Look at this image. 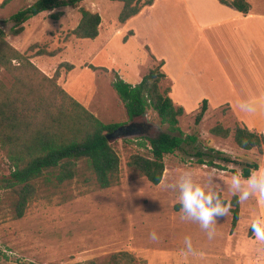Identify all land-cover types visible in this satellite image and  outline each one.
<instances>
[{"label":"rangeland","instance_id":"rangeland-1","mask_svg":"<svg viewBox=\"0 0 264 264\" xmlns=\"http://www.w3.org/2000/svg\"><path fill=\"white\" fill-rule=\"evenodd\" d=\"M35 1L11 0L0 7V28L7 33L6 41L47 76L58 72V84L104 124L134 122L128 120L111 86L115 76L134 86L160 60L165 61L166 74L181 76L183 66L193 73L200 72L208 87L205 90L213 91L220 102L232 103L240 113V105L218 58L241 98L251 96L247 91L252 83L248 76L251 64L230 52L241 40L238 22L226 21L200 29L235 15L234 10L216 0H186L194 17L183 0H157L153 26L147 29L142 25L135 37L120 27L118 18L123 3L112 0H85L78 7L43 13L24 23L21 32L13 35L10 32L13 25L8 22L10 16ZM136 1L139 5L144 2ZM246 1L252 16L248 32H254L256 42L264 46V0ZM81 9L97 13L101 18L99 36L94 40L78 39L73 34ZM59 12L57 18L52 17ZM255 53L260 57H256L259 63L252 66L264 81L263 51L256 49ZM65 64L72 69H67ZM0 80L6 85L12 81L1 67ZM170 83L167 79L161 85L166 87ZM177 89L182 93L179 85ZM184 103L177 105L184 108L179 128L183 138L191 136L195 141L183 144L179 151L165 157L163 178L156 186L127 167L130 155L137 148L125 143L126 140L153 138L167 131L148 110L135 121L152 126L146 134L111 141L120 159L117 186L99 189L86 164L79 162L77 176L71 181L58 184L49 176L50 182L46 178L37 181V196L21 219L13 218L8 196L1 193L0 264H77L119 252L132 254L141 264H264V242L254 238L249 226L254 216H264V201L257 197L243 201L239 192L233 194L230 181L233 175L241 174L240 166L229 164L223 171L200 163V160L214 161L220 165L218 158L227 157L240 163H257L259 170L264 171V145L260 150L237 146L232 133L243 125L227 105L217 108L215 103L196 124L201 104ZM217 125L230 129L231 135L227 138L214 135L211 130ZM187 173L206 192L210 189L201 179L211 173L216 180L215 190L226 205L237 197L239 216L233 230L231 206L227 215L216 217V223L206 228L195 217L180 211L179 183ZM8 174L9 166L0 151V176ZM152 233L156 238H152ZM185 237H190V245Z\"/></svg>","mask_w":264,"mask_h":264},{"label":"trees","instance_id":"trees-1","mask_svg":"<svg viewBox=\"0 0 264 264\" xmlns=\"http://www.w3.org/2000/svg\"><path fill=\"white\" fill-rule=\"evenodd\" d=\"M10 1L4 0L0 7ZM84 1L36 0L10 16L8 22L13 25L10 32L17 35L22 30L21 26L32 18L61 8L78 7ZM112 1L123 3L118 18L120 24L154 3V0H144L141 5L136 0ZM217 1L243 15L250 12L246 0ZM60 13L52 14V17L57 18ZM80 14L73 34L82 40L96 39L101 24L100 16L84 9L80 10ZM6 37L7 33L0 28V67L12 80L9 85L0 80V151L9 166V174L0 176V194H7L13 218L21 219L25 215L28 205L37 196V181L46 178L50 182L49 177L58 184L71 181L77 176L79 162L86 164L99 189L117 186L120 181V159L106 135L123 124H104L98 120L58 84V72L52 77L44 74L30 58L8 43ZM65 66L72 69L71 65ZM163 66L164 62L158 61L134 86L124 82L118 75L111 82L129 121L135 122L151 110L167 128V131L153 138L137 137L125 141L137 148V152L130 155L127 167L154 186L162 181L165 157L179 151L183 144L195 141L191 136L182 137L179 118L184 114V109L175 105L169 97L171 83L166 87L161 85L162 81L167 80L162 71ZM206 111L207 102L204 100L196 115V124ZM211 132L222 138L231 135V130L221 125L215 126ZM232 135L237 146L244 150H260L264 145L263 134L252 132L244 126H237ZM218 161L220 165L214 161L200 160V163L223 171L228 169L229 164L240 166L244 178L260 168L257 163H240L227 157H220ZM232 172L236 173L234 170ZM220 200L226 205V201ZM230 206L233 230L239 216L237 197L230 201ZM77 264L141 263L132 254L119 252Z\"/></svg>","mask_w":264,"mask_h":264},{"label":"crops","instance_id":"crops-1","mask_svg":"<svg viewBox=\"0 0 264 264\" xmlns=\"http://www.w3.org/2000/svg\"><path fill=\"white\" fill-rule=\"evenodd\" d=\"M156 1L157 0H154V3L151 6L144 7L137 15L128 19L125 23L120 24V27H122V30H127L131 34L130 35L131 37H135L139 34L140 30L143 29L142 25L147 27V29L149 28L151 29V27L154 24L153 21L155 20L154 15H153L154 13L153 10H154ZM183 2L187 10L189 11V13L192 15V11L189 7L188 2L186 0H183ZM220 5L228 9L234 10L235 15H233V17L227 20L222 19L220 21L212 22L211 24L210 23L205 24L203 26H200V29H204L206 27L207 28L215 27L213 25H217L220 23L223 24L226 21L238 22L237 30L238 31L241 30V32H239V37L241 40L238 44H236L230 50V52H233L236 56H239V57L241 56V59L243 61L245 60L248 64L249 63L251 64V69L249 70L248 76L251 77L250 79L252 83H251V86L250 87L248 86L247 88V91L248 93H251V96L247 99L241 98L238 89H236L235 85L231 82L226 71L222 69L223 67L220 63V60L216 58L217 62L219 63L221 67L222 73L227 78L229 85L233 89L234 95H236L238 104L240 105V113H238V111L234 109L232 103L228 101L220 102L213 91L205 90V88H207L208 90V87H206V83L203 82L202 80L203 75L201 77L200 72L199 74L195 72L193 73V71L187 68V66H183V68L181 69V73H182L181 76L177 74H170L169 72L166 74L164 72L165 61L162 60L164 62L162 71L165 73L167 79L171 81V89H170L169 97L172 99L175 105L185 104L184 102H187V101L190 103L193 102L196 105H199L202 103V101L205 100L207 102L206 113L212 110V105H214L215 103H217L216 104L217 108L223 105H227L229 107L230 112L235 115L237 120L240 121L244 127H246L250 131L264 135V81H263V77L261 76V74L256 73L255 67L252 66V64L255 66V64L259 63L256 57L257 58H260V57L258 55L256 56V53H255L256 49H258V51L259 50L263 51L262 63L264 64V46H260L259 43L256 42L254 32H248L250 28L249 24L252 19L251 11L247 15H243L231 7H228L222 4ZM237 38H238V34H237ZM205 41H206V44L210 47V49L213 51L210 41L207 38ZM226 53L228 54V52ZM234 54H231V55H234ZM260 78H262V80ZM209 84L212 87V83H209ZM178 85H179V88L182 89V93L178 92V89H177ZM175 102H178V103H175Z\"/></svg>","mask_w":264,"mask_h":264},{"label":"clouds","instance_id":"clouds-1","mask_svg":"<svg viewBox=\"0 0 264 264\" xmlns=\"http://www.w3.org/2000/svg\"><path fill=\"white\" fill-rule=\"evenodd\" d=\"M210 190L205 191L199 184L194 183L192 174L187 173L179 183L178 202L182 205L180 211L190 217H195L203 227L216 223V217L225 216L229 212L230 205L221 203L220 197L215 190V177L208 173L201 179ZM233 194L239 192V199L246 201L250 197H257L264 201V171L255 170L247 178L243 174L233 175L230 181ZM215 201V203H213ZM250 229L257 241L264 242V216H254L250 221ZM156 238V234H151ZM211 238V234L209 236ZM190 245V237H185Z\"/></svg>","mask_w":264,"mask_h":264},{"label":"water","instance_id":"water-1","mask_svg":"<svg viewBox=\"0 0 264 264\" xmlns=\"http://www.w3.org/2000/svg\"><path fill=\"white\" fill-rule=\"evenodd\" d=\"M151 125L146 123L131 122L128 124H123L116 128L114 131L106 135L108 141H113L116 139L127 138L130 136L143 135L151 129Z\"/></svg>","mask_w":264,"mask_h":264},{"label":"flooded vegetation","instance_id":"flooded-vegetation-1","mask_svg":"<svg viewBox=\"0 0 264 264\" xmlns=\"http://www.w3.org/2000/svg\"><path fill=\"white\" fill-rule=\"evenodd\" d=\"M139 123V122H138Z\"/></svg>","mask_w":264,"mask_h":264}]
</instances>
